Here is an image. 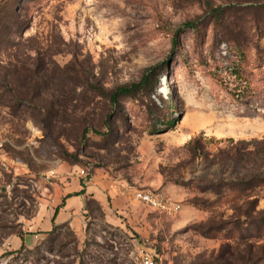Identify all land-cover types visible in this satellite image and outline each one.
<instances>
[{
    "label": "rangeland",
    "instance_id": "obj_1",
    "mask_svg": "<svg viewBox=\"0 0 264 264\" xmlns=\"http://www.w3.org/2000/svg\"><path fill=\"white\" fill-rule=\"evenodd\" d=\"M256 6L264 0H0V264H264V185L237 188L264 172ZM219 7L229 11L217 18ZM153 67L154 87L138 96L115 105L99 91L138 84ZM43 68L49 114L24 89ZM149 111L173 122L154 131ZM65 164L181 210L145 205L165 218L147 237L100 221L85 236L61 228L13 249L43 203V177Z\"/></svg>",
    "mask_w": 264,
    "mask_h": 264
},
{
    "label": "crops",
    "instance_id": "obj_2",
    "mask_svg": "<svg viewBox=\"0 0 264 264\" xmlns=\"http://www.w3.org/2000/svg\"><path fill=\"white\" fill-rule=\"evenodd\" d=\"M87 173L79 167L65 164L54 170L53 176L48 175L49 180L43 177L42 183L46 184L40 195L43 203L36 215L22 226L23 234L11 237L13 249L33 248L48 234L62 227H69L76 235L85 236L87 225L102 221L147 237L154 232L153 226L159 227L164 223L163 215L135 198L134 189L103 172ZM92 206L98 207L101 217L93 215Z\"/></svg>",
    "mask_w": 264,
    "mask_h": 264
},
{
    "label": "trees",
    "instance_id": "obj_3",
    "mask_svg": "<svg viewBox=\"0 0 264 264\" xmlns=\"http://www.w3.org/2000/svg\"><path fill=\"white\" fill-rule=\"evenodd\" d=\"M255 8L257 9H264V6H256ZM214 15L219 18L223 15L227 14V11H229L227 8H222L219 7L218 9L213 10ZM16 26L17 24L14 22H10L8 23L6 26H4V30H6L7 33H9L10 35H12L13 33H15L16 30ZM162 71V68L160 67H153L148 69L142 79L141 82L138 84H133L131 86H126V87H121L119 89H117L114 93H106L104 90L99 89V91L102 93V95H104L112 104H118L120 99L123 97H129V96H138L140 95L143 91H147L150 88H153L155 85V79L158 76V73ZM48 75V71L46 69H42V71L39 72H34L33 74H31L29 76L31 84L28 85V87H24L25 89V93L28 95V102L32 104L33 101H35V98L37 100L40 101V105H42L41 110H43L44 107V112L46 110V113L49 114L50 110L53 109V106L47 104L44 99L42 98L44 95H47V93L45 92L46 90H44V80L47 78ZM43 89V90H42ZM28 92V93H27ZM46 105V107H45ZM159 111V110H158ZM149 117L152 121H155V123H153V130L154 131H158L157 130V123H161L162 125H171V123L173 122V120H163L162 117H157L155 113H153L152 111H149ZM198 149V148H197ZM238 156H241V153H238ZM249 156H254L253 154L250 153ZM259 158L254 160V163L259 162ZM260 170V168H259ZM264 185V172H259L254 174L252 173V175H246V177L244 176L241 180H239V182L237 183V188L242 192L245 193L247 191H250L251 189H253L254 186L256 185ZM194 205L199 206L198 203H194ZM62 228H68L69 230H71L69 227H62ZM201 228V227H200ZM61 229V228H59ZM56 229V230H59ZM205 229L202 228V231H204ZM72 231V230H71ZM73 232V231H72ZM18 235H22L23 232L20 230L17 233ZM206 232L205 234L202 233V236L206 237ZM26 248V247H23Z\"/></svg>",
    "mask_w": 264,
    "mask_h": 264
},
{
    "label": "built area",
    "instance_id": "obj_4",
    "mask_svg": "<svg viewBox=\"0 0 264 264\" xmlns=\"http://www.w3.org/2000/svg\"><path fill=\"white\" fill-rule=\"evenodd\" d=\"M5 141H0V159L3 156V148H4ZM1 162V160H0ZM2 163V162H1ZM54 175V171H52V176ZM46 180H49V176L45 177ZM135 198L141 202L142 204L149 206L157 211L167 214V215H174L181 210V204L174 203L167 199L161 193L149 192V191H138L135 194ZM146 264H153V262L147 261Z\"/></svg>",
    "mask_w": 264,
    "mask_h": 264
}]
</instances>
